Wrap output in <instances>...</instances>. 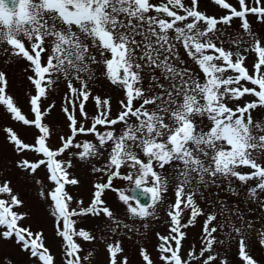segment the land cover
<instances>
[{
  "label": "snow or ice",
  "instance_id": "obj_1",
  "mask_svg": "<svg viewBox=\"0 0 264 264\" xmlns=\"http://www.w3.org/2000/svg\"><path fill=\"white\" fill-rule=\"evenodd\" d=\"M212 2L229 14L220 18L208 16L197 10L198 0H190V6H185L183 0H167L159 5L150 0H0V44H6V54L23 60L25 72L32 73L27 79L33 86L28 100L33 119L26 118L5 94L8 80L4 71H0V104L13 120L34 126L39 134L34 144H28L12 129L5 131L17 154L32 152L40 157L35 162L22 159L17 167L34 175L44 166L47 179L54 185L45 192L42 181L36 180L42 186V200L48 203L55 234L61 238V264H83L90 260L91 253L81 255L83 249L77 239L90 242L96 237L88 230L77 228L79 218L103 217L116 225L113 232L120 228V220L102 199L106 190L117 194L118 202L125 206L126 216L140 221L154 218L157 206L164 202L168 192V177L161 172L169 167H178L179 172L175 177L178 181L175 202L167 212L169 234L157 233L160 241L157 251L162 264L199 261L206 252L212 251L214 244L224 242L214 234L224 229L227 222L220 223L216 213H209L202 228L203 246L199 254L189 251V259L182 260L180 250L185 233L181 228L194 226L197 217L205 215L194 200L197 193L185 191L194 186L193 182L207 187L228 181L231 189L233 179L245 185L255 180L256 184L247 188V195L264 208V200L258 195L264 193V165L257 162L264 154V117L254 121L251 114L252 110L264 108V46L252 32L248 20L252 15L258 23H264V0L250 3L238 0L239 10L226 0ZM172 9H180L183 14ZM151 12L156 15H150ZM160 14L171 19L161 18ZM234 18L241 21L243 33L253 41L248 45L244 37L229 35L228 42L237 48L235 52L222 46L225 41L218 27L230 26ZM182 22L186 23L177 26ZM169 31L175 35L170 37ZM218 42L221 46H217ZM177 45L182 46L189 60L198 67L202 80L199 75L193 78L186 68L177 71L174 67L173 62L184 63ZM247 53L256 56L253 74L245 66ZM145 68L159 71L164 80L171 77L175 81L179 76L181 82L173 83L167 90L159 85L167 91L166 100L161 95L146 96L142 79ZM98 69L124 93V99L119 102L118 115L111 118L109 99L95 97L97 115L91 127L86 128L78 122L75 113L78 110L87 119L85 103L91 95L89 84ZM185 76L188 78L184 79ZM60 77L68 89L61 110L69 121L70 135L61 136V146L53 150L47 143L51 131L44 119L55 105L45 107L42 101L48 98ZM77 83L79 87L74 86ZM148 91H152L151 84ZM173 92L182 97L180 102L172 98ZM246 94L257 99L241 106L240 101ZM134 101L140 102L138 107H134ZM149 105L154 109L150 111ZM120 124L125 127L117 132L113 126ZM97 126L111 130L101 132ZM81 134H93L95 142L74 143ZM73 148L80 150L73 153L80 160L100 159L105 154L107 157L102 166L92 165V172L101 179L93 184L94 192L86 207L83 200L75 201L76 208L71 207L73 197L66 186L78 185L79 180L71 178L68 171L72 162L58 159ZM241 166L248 167L250 172L238 171ZM125 168L126 173L122 172ZM117 179L127 182L126 185L115 187ZM9 184L5 181L0 185V195L10 197V200L0 199V240L14 242L32 264H56L45 246L43 231L33 232L30 226H22L27 213L13 210L22 207L23 201L12 194ZM184 209L191 211L187 222L182 224ZM225 211L230 209L221 204L220 214ZM234 215L248 229L253 228L251 222L243 220L238 209ZM123 227L129 228V225L124 223ZM233 231L240 237V258L245 264H256L245 251L244 228L233 227ZM258 236L264 246V231ZM107 252L109 264H118V254L123 252L120 242L115 246L108 244ZM140 256L145 264H153L146 249H140ZM215 260V255H209L202 264ZM119 264H128L127 257ZM220 264L227 261L221 260Z\"/></svg>",
  "mask_w": 264,
  "mask_h": 264
},
{
  "label": "rangeland",
  "instance_id": "obj_2",
  "mask_svg": "<svg viewBox=\"0 0 264 264\" xmlns=\"http://www.w3.org/2000/svg\"><path fill=\"white\" fill-rule=\"evenodd\" d=\"M185 6H190V0H183ZM226 2L232 4L239 10L238 0H226ZM251 0H246V3H250ZM150 3L159 5L161 3H167V0H150ZM171 7V6H170ZM177 11L178 14H183L180 9H172ZM204 12L208 16L220 18L224 15L229 14L228 10H222L219 6L215 5L212 0H198V9ZM150 15H156L155 12L149 13ZM161 18L171 19L164 17L160 14ZM249 23L251 25L252 32L257 34V37L261 40L262 46H264V23H258L256 18L252 15L248 16ZM186 22H190L186 21ZM182 22L177 26H183ZM241 21L238 18H234L230 26L218 25L223 33L221 37L225 42L223 47L225 50L237 51V48L228 42V36L231 35L234 38L237 35L244 37L247 40L248 45L252 44L251 38L247 37L240 28ZM174 32L169 31V36H174ZM219 35V33H218ZM137 39H140L137 37ZM27 46V44H26ZM217 46H221L219 42ZM247 46V45H245ZM6 44H0V71H4L7 74L8 85L6 88V95L13 99L15 106H17L22 114L28 119H33L30 114V104L28 102L29 95L31 94L32 85L28 81L27 76L32 75L30 71L25 72L26 64L23 60L17 57H12L6 54ZM180 52V59L184 61L183 64L179 62H173L174 67L177 71L187 69L195 78L197 75L201 77L198 67L187 57L184 53L182 46L177 45ZM243 54L244 49H239ZM247 59L245 66L248 68L249 73L253 74V61L256 59L255 54L247 53ZM44 57V54H42ZM46 58V57H44ZM102 69H98L95 72V78L89 84V91L91 93L89 100L85 103V112L87 113V119L85 120L76 111V117L79 123H83L86 128L91 127L92 119L97 115V107L95 103V97L103 99H109L111 105V118H115L121 110L120 101L124 99V93L116 86H113L104 76L101 74ZM233 74V73H228ZM227 75V74H226ZM155 76L156 80L152 77ZM188 77L185 76L184 79ZM143 88L146 96L161 95L166 100L167 90L170 88L171 83L166 82L163 79L162 74L159 71H153L145 68L143 71ZM181 82L180 77L177 76L176 80ZM244 86L253 87L247 82H242ZM152 85V91L149 92V85ZM163 85L162 90L159 85ZM74 86L79 87V84ZM258 90V88H257ZM68 89L66 83L62 77L57 81V84L52 88L49 96L46 100L42 101L43 106L48 104H54L55 107L52 109L50 114L45 117L44 123L50 127L51 136L48 140V145L51 149H58L62 142L61 136L67 138L70 135V129L68 127L69 121L61 108L64 104V97ZM172 98L177 99L178 102L182 100V97H177V93H172ZM257 98L252 95L246 94L240 101V105L243 106L246 102H251ZM139 101H134V107L139 106ZM158 104H162L163 101H157ZM167 106V105H165ZM230 107H235L234 104L229 103ZM151 111L154 106H147ZM174 107V106H173ZM253 120L264 117V108H258L251 112ZM247 115V114H246ZM134 122L133 120L129 121ZM170 122V121H169ZM205 123H208L205 120ZM125 125L120 124L113 126L117 132L122 130ZM12 129L18 137L25 143L34 144L35 139L38 136V130L34 126L23 125L22 122H17L11 118V114L6 111V107L0 104V185L5 181H9L12 194L16 195L21 201L23 206L13 209L21 213H27L25 220L21 222L22 226H30L33 232L43 231L45 238V246L49 248L51 254L55 257L56 264H61L62 260V249H61V238H58L55 234V227L53 218L49 215L48 203L42 200L40 192L42 190L41 184H37L36 180L42 181L43 190L47 192L53 188L54 185L47 179V172L44 166L34 175H30L17 167V162L22 159H28L29 161L35 162L38 158L37 154L32 152H25L17 154L14 150V145L8 140V134L5 129ZM98 131H107L105 127L97 126ZM206 130V129H205ZM95 142L93 134L78 135L74 143H82L84 141ZM80 150L71 149L65 152L58 159L71 161L72 167L68 169L71 178L79 180L78 185H67L66 191L73 197L72 208H76L77 204L75 201L83 200L84 206L86 207L94 192L93 184L100 181L99 174H94L91 170L92 165L102 166L106 160V154L100 159L80 160L73 153H77ZM255 155V153H254ZM143 158V157H141ZM258 163L264 165V154H261L257 160ZM128 169H122V172L126 173ZM238 171L242 173H249L248 167L241 166ZM178 167H169L166 171H162V175L168 177V192L166 193L165 200L162 204L157 206L156 216L149 218L146 221H140L133 219L125 215V206L118 202L117 194L111 190H106L102 199L105 200L106 205L114 212L115 216L120 220L121 226L117 228L115 232L112 228L116 225L111 221H108L103 217H82L77 221V228H83L91 232L96 237L94 241L85 242L81 239H77V242L81 245L83 251L82 256H86L91 253L90 260L83 262V264H109V253L107 252V245L113 244L119 241L123 249V252L118 254V264L127 257L128 264H145L140 256V249L144 248L150 255L153 264H162L159 259L160 253L157 251V245L160 242L157 237V233L161 236L169 234L170 220L167 216V212L170 210L171 204L175 202V186L177 180L175 177L178 175ZM106 180V177L103 178ZM257 181H249L247 185L241 184L239 181L233 179L231 181V189L229 188V182H219V186L209 184L207 187L203 185H195L191 189L197 194L194 196V200L198 208L203 210L205 215L197 217L194 226L187 228H181V231L185 233L184 238L181 241L180 256L182 260H188L189 251H194L195 254H199L201 249L203 233L202 228L207 214L216 213L217 220L220 223H226V227L217 234L218 240L224 241L223 243H216L213 245L212 251L206 252L204 257L200 258L199 261H189V264H202L203 259L209 255H215L216 260L212 261L211 264H220L221 260H226L227 264H245V262L239 256V236L233 231V227L244 228V238L246 242L245 251L247 254L256 262V264H264V246L259 243L258 233L264 231V208L260 207V204L256 201L250 200L247 195V188L254 186ZM127 182L119 179L114 181L115 187H121L126 185ZM234 190V191H233ZM130 195L129 193H127ZM259 199L264 200V193H258ZM0 199L10 200L7 194L0 195ZM133 203V201H130ZM221 204L230 211H225L223 215L220 214ZM183 208V204L181 205ZM239 210L240 215L244 221L251 222L253 225L252 229H248L246 224H241V221L237 219L234 213ZM190 209H184L181 216V223H186L190 216ZM127 223L129 228H124L123 224ZM215 223V222H214ZM147 225V226H145ZM131 229V231L129 230ZM173 248L175 244L173 242ZM32 264L27 254L20 251L19 247L12 241L0 240V264Z\"/></svg>",
  "mask_w": 264,
  "mask_h": 264
},
{
  "label": "water",
  "instance_id": "obj_3",
  "mask_svg": "<svg viewBox=\"0 0 264 264\" xmlns=\"http://www.w3.org/2000/svg\"><path fill=\"white\" fill-rule=\"evenodd\" d=\"M170 79V78H169ZM178 85V84H177ZM131 194V193H130Z\"/></svg>",
  "mask_w": 264,
  "mask_h": 264
}]
</instances>
